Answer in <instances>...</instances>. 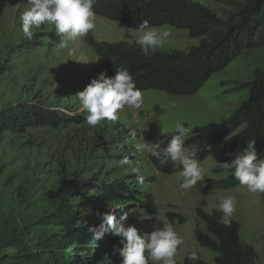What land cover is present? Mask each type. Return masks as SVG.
<instances>
[{
  "label": "rangeland",
  "instance_id": "obj_1",
  "mask_svg": "<svg viewBox=\"0 0 264 264\" xmlns=\"http://www.w3.org/2000/svg\"><path fill=\"white\" fill-rule=\"evenodd\" d=\"M191 1L209 8L219 18L230 12L226 5L213 0ZM230 1L244 3L246 0ZM27 7V0H0V112L17 105L37 104L59 110L68 119L56 128L0 135V203L12 199L11 205L24 210L38 207L37 216H40L53 212L59 202L88 201L97 193L100 183L120 182L126 187L122 199L99 207L100 213L111 211L109 207L114 203H121L122 209L114 212L118 213L117 218L128 213L125 227L135 226L147 233L157 224L171 223L183 237L175 256L176 264H181L191 252H196L205 263L214 264V254L194 239L195 230L205 231L204 223L195 212L218 210L223 198L234 196L237 210L232 221L239 224L240 240L253 247L254 264H264V196L249 192L242 185L228 190L196 187L182 190L179 187L184 179L181 171L168 173L179 163L164 164L135 147L145 141L160 143L162 135L175 132L177 122L183 123L189 133L199 126L224 122L246 98L245 84L252 79L255 70L264 67V47L243 51L192 96H173L155 90L142 92L141 109L125 106L117 121L105 120L93 127L86 122L88 113L79 110L75 95L100 72H105L101 62L86 37L69 41L70 46L77 48L75 55L69 56L67 50L58 49L64 37L51 24L41 26L33 38L28 39L21 27V14ZM156 29L171 33L167 42L157 49L159 51H184L198 43L185 30L170 26ZM89 34L94 41L107 43L135 42L138 37L137 31L98 16ZM131 128L137 130V137L128 142L126 134ZM164 146L166 144L161 143V147ZM221 147H210L209 154L200 162L204 179L216 181L229 175L225 170L215 173ZM186 150L198 151L193 146ZM124 156L137 162L145 177L143 184L137 182L128 166L120 165ZM155 161L167 173L158 171ZM78 189L84 194L81 198V194L76 193ZM145 195L153 199L155 222L143 218L145 214L150 215L144 206ZM168 214L180 217L183 223H178L177 219L170 222Z\"/></svg>",
  "mask_w": 264,
  "mask_h": 264
},
{
  "label": "trees",
  "instance_id": "obj_2",
  "mask_svg": "<svg viewBox=\"0 0 264 264\" xmlns=\"http://www.w3.org/2000/svg\"><path fill=\"white\" fill-rule=\"evenodd\" d=\"M213 1L226 5L230 12L219 18L209 8L191 0H96L93 6L96 16L127 29L137 31L138 25L147 20L155 28L170 26L185 30L198 43L184 51L156 50L145 56L135 42H96L89 33L85 40L109 77L123 67L142 92L155 90L173 96H192L243 51L264 47V0ZM245 87L246 98L224 122L199 126L189 133L185 146L198 149L199 163L207 157L210 147L217 146H222L217 164L229 162L252 139L258 160L264 159V67L255 70ZM67 119L59 110L37 104L17 105L0 112V135L56 128ZM174 134H164L160 141L166 144ZM154 163L158 171L167 173L158 161ZM180 171L182 165L168 173ZM223 171L216 166L215 173ZM237 186H240L239 181L229 172L222 180L197 182L196 188L228 190ZM96 190L88 201L59 202L53 212L40 216H37L38 207L24 210L11 205L12 199L0 203V264H122L119 249L126 240L108 233L93 241L88 228L99 225V207L121 200L126 187L120 182L100 183ZM76 193L81 194L82 190ZM258 194L264 196V193ZM144 206L155 222L154 202L148 195H145ZM195 213L204 223L205 231L195 230L194 239L214 254V264L255 263V251L240 240L237 222L232 221L229 227L219 223L222 216L219 210L207 213L198 209ZM167 218L170 222L177 219L178 223H183L173 214H168ZM186 256L181 264H207L200 258L195 262L187 260Z\"/></svg>",
  "mask_w": 264,
  "mask_h": 264
},
{
  "label": "clouds",
  "instance_id": "obj_3",
  "mask_svg": "<svg viewBox=\"0 0 264 264\" xmlns=\"http://www.w3.org/2000/svg\"><path fill=\"white\" fill-rule=\"evenodd\" d=\"M95 3L96 0H27L28 7L21 14L22 31L28 39H32L41 26L54 25L56 32L64 37L57 45L58 49L67 50L69 56L75 55L77 48L70 46L69 41L85 37L95 28ZM137 32L135 42L145 56L162 47L171 35L168 30H157L150 26L147 20L138 25ZM75 97L79 102V110L88 113L87 124L93 127L105 120L117 121L125 106L139 110L144 103L142 91L136 87L132 75L123 67L116 70L112 77H108L103 71L100 72L82 91L77 92ZM174 129L175 134L164 147H161L163 142L154 144L148 141L137 143L135 147L137 151H146L164 164L171 162L182 165L180 175L184 179L179 187L187 191L195 188L197 182L204 180V170L196 158L197 153L186 150L184 138L189 134V129L181 122H177ZM126 136L128 142L134 141L137 130L129 129ZM119 163L130 168L138 183H144L145 177L137 162L124 156ZM217 165L231 172L249 192L264 193V159L258 160L254 139L248 141L243 151L237 152L230 162ZM122 207L123 204L114 203L109 207L111 211L98 214L99 225L88 228L92 240L102 239L108 233L126 240L124 247L119 249L122 264H149L150 261L155 264H176L175 256L179 246L183 244V237L178 235L173 225L166 223L162 227L154 228L150 233L141 232L131 225L125 227L128 213L121 214L119 218L114 215L115 210ZM218 210L222 213L219 223L226 227L231 226L232 217L237 210L236 198H223ZM143 218L152 219L148 214ZM186 258L193 262L199 260L196 252H191Z\"/></svg>",
  "mask_w": 264,
  "mask_h": 264
}]
</instances>
